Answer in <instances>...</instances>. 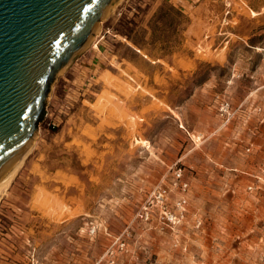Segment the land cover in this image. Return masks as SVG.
Masks as SVG:
<instances>
[{"label": "rangeland", "instance_id": "obj_1", "mask_svg": "<svg viewBox=\"0 0 264 264\" xmlns=\"http://www.w3.org/2000/svg\"><path fill=\"white\" fill-rule=\"evenodd\" d=\"M164 3L189 19L181 44L133 51L118 30H146L151 42L148 25ZM204 88L212 97L202 113L190 100ZM254 93L255 114L240 120ZM223 101L241 107L226 127ZM252 127L264 135V0H121L59 76L33 148L0 197V264H136L150 257L144 241L174 240L192 219L193 231L203 229L191 193L264 191V161H249ZM252 171L262 179L250 182ZM160 188L172 213L185 201L175 227L162 219ZM241 248L239 238L229 251ZM243 250L247 264H264V234Z\"/></svg>", "mask_w": 264, "mask_h": 264}, {"label": "water", "instance_id": "obj_2", "mask_svg": "<svg viewBox=\"0 0 264 264\" xmlns=\"http://www.w3.org/2000/svg\"><path fill=\"white\" fill-rule=\"evenodd\" d=\"M121 0H0V177L33 146L59 76Z\"/></svg>", "mask_w": 264, "mask_h": 264}, {"label": "crops", "instance_id": "obj_3", "mask_svg": "<svg viewBox=\"0 0 264 264\" xmlns=\"http://www.w3.org/2000/svg\"><path fill=\"white\" fill-rule=\"evenodd\" d=\"M208 91L207 88L200 89L190 100L192 104L201 103L198 109L202 113L209 109L205 102H209L212 93ZM258 100L256 93L248 97L246 101L249 102V108L243 111L240 120L255 114L253 107ZM238 126L237 130L244 128L240 122ZM260 132L261 129L258 131L252 127L250 133H245L255 147L249 161H264V156L258 153L264 142V135ZM225 140L228 146L230 139L227 137ZM253 172L249 174L250 182L254 178L262 179L259 172ZM242 182L243 179L239 181ZM189 204L191 209L201 213L204 218L203 229L193 231L195 220L192 219L188 225L181 227L174 240L171 237H160L153 243L144 241L141 245L149 249L150 257L136 264H247L248 258L242 248L251 246L264 234V191L202 190L189 195ZM239 238L242 247L240 251H229ZM173 241L178 245L173 246Z\"/></svg>", "mask_w": 264, "mask_h": 264}, {"label": "trees", "instance_id": "obj_4", "mask_svg": "<svg viewBox=\"0 0 264 264\" xmlns=\"http://www.w3.org/2000/svg\"><path fill=\"white\" fill-rule=\"evenodd\" d=\"M189 23V19L184 11L176 5L170 3H164L154 15L153 20L148 27L152 31V41L148 42L144 36L148 33L146 30H142L144 36L132 35L134 29L127 24L124 27V31L118 33L125 36L132 45L136 48H131L133 51H148L149 55H152L153 51L158 50L163 54L170 52V44L179 45L182 42V33L185 30L186 25ZM170 31L172 36H167V31Z\"/></svg>", "mask_w": 264, "mask_h": 264}, {"label": "built area", "instance_id": "obj_5", "mask_svg": "<svg viewBox=\"0 0 264 264\" xmlns=\"http://www.w3.org/2000/svg\"><path fill=\"white\" fill-rule=\"evenodd\" d=\"M240 109L241 107L239 109H234L230 101H223L218 108V113L223 120L222 127L228 126ZM258 110L261 111V109H258ZM192 138H193V141L194 140L200 141L205 138V135L204 134L193 135ZM248 151H250V149H248ZM176 176L178 179H180L182 177L181 171H179ZM187 186H188L187 184L184 185L185 188ZM250 189H252V187H250ZM167 193L168 192L166 189L160 188L154 192V196L157 199L158 203H160L162 205V208L164 209L165 215L164 217H162V219L164 220V223H166L165 222L166 220L168 223H171L175 227L184 218L185 201L181 200L177 204V207L180 210L179 214L172 213V211H169L168 208L165 206V202L167 200V195H168ZM148 209H149L148 207L144 208V211L142 212L141 217H145V215L146 217H148L149 215V213L147 212ZM201 225H202V222L198 221L197 227H200Z\"/></svg>", "mask_w": 264, "mask_h": 264}, {"label": "bare ground", "instance_id": "obj_6", "mask_svg": "<svg viewBox=\"0 0 264 264\" xmlns=\"http://www.w3.org/2000/svg\"><path fill=\"white\" fill-rule=\"evenodd\" d=\"M31 147L33 148V146ZM30 149L26 152V154L23 155V157H21V159L16 164H14V166H12L2 177H0V197L9 187L18 170L23 165L27 155L30 153Z\"/></svg>", "mask_w": 264, "mask_h": 264}]
</instances>
